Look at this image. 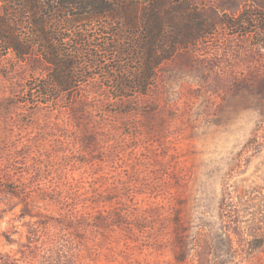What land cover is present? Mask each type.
I'll return each instance as SVG.
<instances>
[{
  "label": "rangeland",
  "instance_id": "obj_1",
  "mask_svg": "<svg viewBox=\"0 0 264 264\" xmlns=\"http://www.w3.org/2000/svg\"><path fill=\"white\" fill-rule=\"evenodd\" d=\"M164 3L203 30L134 100L35 104L44 64L0 61V264H264V0Z\"/></svg>",
  "mask_w": 264,
  "mask_h": 264
},
{
  "label": "trees",
  "instance_id": "obj_2",
  "mask_svg": "<svg viewBox=\"0 0 264 264\" xmlns=\"http://www.w3.org/2000/svg\"><path fill=\"white\" fill-rule=\"evenodd\" d=\"M164 7V0H0V61L12 53L44 64L46 74L26 84L23 99L35 104L73 99L97 76L114 98L134 100L153 86L163 60L196 41L177 33L203 30L186 23L169 37L176 12Z\"/></svg>",
  "mask_w": 264,
  "mask_h": 264
}]
</instances>
